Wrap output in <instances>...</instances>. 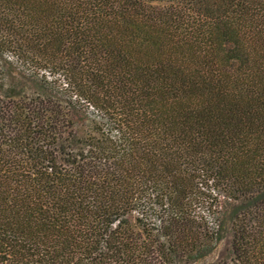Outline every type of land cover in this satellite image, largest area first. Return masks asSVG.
<instances>
[{"label":"trees","instance_id":"1","mask_svg":"<svg viewBox=\"0 0 264 264\" xmlns=\"http://www.w3.org/2000/svg\"><path fill=\"white\" fill-rule=\"evenodd\" d=\"M0 264H264V0H0Z\"/></svg>","mask_w":264,"mask_h":264}]
</instances>
